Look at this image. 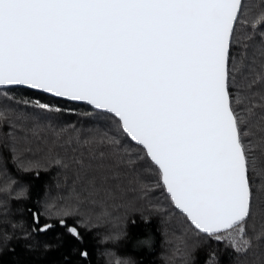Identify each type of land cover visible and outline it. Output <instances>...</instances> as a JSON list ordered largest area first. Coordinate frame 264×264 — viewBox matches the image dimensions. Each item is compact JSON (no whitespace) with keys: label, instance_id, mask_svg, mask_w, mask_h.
Listing matches in <instances>:
<instances>
[{"label":"snow or ice","instance_id":"1","mask_svg":"<svg viewBox=\"0 0 264 264\" xmlns=\"http://www.w3.org/2000/svg\"><path fill=\"white\" fill-rule=\"evenodd\" d=\"M242 6L243 0H0V86H27L113 114L195 230L217 241L233 231L242 236L252 212L254 160L244 140L256 134L252 126L264 144V89L257 87L264 85V65L254 78L243 77L246 84L236 83L231 49ZM239 58L243 64L245 50ZM34 107L64 111L40 101ZM76 162L83 166V159ZM41 214L33 212L34 225ZM59 222L79 238L76 226ZM243 243L247 251L250 242Z\"/></svg>","mask_w":264,"mask_h":264},{"label":"trees","instance_id":"2","mask_svg":"<svg viewBox=\"0 0 264 264\" xmlns=\"http://www.w3.org/2000/svg\"><path fill=\"white\" fill-rule=\"evenodd\" d=\"M262 14L264 0H243L231 49L237 58L238 86L262 71ZM36 101L64 111L42 112L34 107ZM252 131L256 134L244 138L254 160L252 212L237 251L197 232L174 208L158 169L111 115L22 88L1 89L0 188L7 191L0 192V264H264V144L255 126ZM85 139H90L87 146ZM101 139L120 143L102 146ZM25 183L30 186L29 197L18 198L17 190ZM33 212L42 213L39 225H34ZM93 216L100 217L101 224L92 221ZM163 216L183 220L180 228L191 239L173 235L170 241ZM61 218L78 228L79 238L60 225ZM45 224L53 227L33 230ZM125 226L126 238L103 242L107 235L122 234ZM245 240L250 242L247 251ZM127 257L131 261L122 259Z\"/></svg>","mask_w":264,"mask_h":264},{"label":"rangeland","instance_id":"3","mask_svg":"<svg viewBox=\"0 0 264 264\" xmlns=\"http://www.w3.org/2000/svg\"><path fill=\"white\" fill-rule=\"evenodd\" d=\"M49 200V198H46V201H48ZM63 208V207H62ZM75 210V209H74ZM158 212H160V210L158 211ZM96 218H98L97 216H93V218H92V221L94 220V219H96ZM100 217H99V219H96V221L95 222H97L98 224H101V222H98V221H100ZM163 220H164V223L166 224V228L167 229H169L170 231H171V234L169 235L168 234V239L171 241V239H172V237H173V235H175V237H178V238H181V237H184L186 240L188 239V240H190L191 238H189V237H186L187 236V234L186 233H184V232H182V228H180V226H183L182 225V221L179 219V218H176L175 217V220L176 221H173V219L172 218H170L169 216H163ZM91 221V222H92ZM184 222V221H183ZM97 223H96V225H97ZM173 225H175L176 227H174ZM173 231L175 232V234H173ZM178 234V235H177ZM239 237H240V234L238 233V231H233V233H232V237L231 238H226V239H224V240H222V241H225V242H227L228 244H230L231 246H232V239H235L236 241H237V245H236V247H233L232 246V248H234V249H236L237 250V248H241L240 247V245H241V243H240V241H239ZM177 238V239H178ZM168 240V241H169ZM188 240H187V242H188ZM241 250V249H240ZM175 252V251H174ZM173 252V253H174ZM172 253V254H173ZM180 255V254H179ZM186 256V255H185ZM180 257V256H179ZM182 259H183V257H182ZM178 264H180L179 262H178Z\"/></svg>","mask_w":264,"mask_h":264},{"label":"clouds","instance_id":"4","mask_svg":"<svg viewBox=\"0 0 264 264\" xmlns=\"http://www.w3.org/2000/svg\"><path fill=\"white\" fill-rule=\"evenodd\" d=\"M25 174H27V172L29 170L25 169ZM7 191V187L5 188H0V192H6ZM19 193H21V195L18 198H23V199H27L29 197V193H30V186L28 184H23L21 186L20 189L17 190ZM127 235V231H126V226H125V231L121 234V233H113L110 235H107L103 238V242H112V243H117L119 242L121 239L126 238ZM150 238H144L142 240H149ZM145 247H150L149 244H142ZM124 260L127 261H131V257H127V258H122Z\"/></svg>","mask_w":264,"mask_h":264},{"label":"water","instance_id":"5","mask_svg":"<svg viewBox=\"0 0 264 264\" xmlns=\"http://www.w3.org/2000/svg\"><path fill=\"white\" fill-rule=\"evenodd\" d=\"M10 88H22V89H26V90H30V91H32V92H35V93H40V94H44V95H46V96H49V97H51V98H54V99H57V100H61V101H65V102H69V103H75V104H80V105H85V106H87V107H89V108H91L92 110H94V111H96V112H101V113H106V114H109V113H107V112H104V111H100V110H95L92 106H90V105H88L86 102H74V101H69V100H67L66 98H58V97H55L54 95H52V94H46V93H44L43 91H41V90H33V89H31V88H28L27 86H0V90L1 89H10ZM109 115H111L112 117H113V114H109ZM116 120L118 119V118H115ZM126 135V134H125ZM129 138V137H128ZM130 139V138H129ZM131 141V140H130ZM132 142V141H131ZM133 144H135V142H132ZM136 145V144H135ZM138 146V145H137ZM138 147H140V148H142V146H138ZM149 160H150V158H148ZM153 165H154V163L153 162H151ZM155 166V165H154ZM156 167V166H155ZM157 168V167H156ZM158 169V168H157ZM161 183H162V181H161ZM165 189V191H166V188H164ZM167 193V192H166ZM167 195L170 197V194H168L167 193ZM172 202V201H171ZM172 204H173V206H174V208H175V205H174V202H172ZM176 209V208H175ZM178 212H180L185 218H186V214H183L182 212H181V210H179V209H176ZM189 223H190V221H188ZM192 226V225H191ZM193 228H194V226H192ZM197 232H198V230H196ZM200 234H203V233H200ZM203 235H205V236H208L207 234H203Z\"/></svg>","mask_w":264,"mask_h":264}]
</instances>
